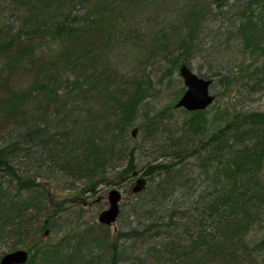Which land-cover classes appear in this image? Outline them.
Listing matches in <instances>:
<instances>
[{
	"label": "trees",
	"instance_id": "obj_1",
	"mask_svg": "<svg viewBox=\"0 0 264 264\" xmlns=\"http://www.w3.org/2000/svg\"><path fill=\"white\" fill-rule=\"evenodd\" d=\"M142 1L0 0V239L28 251L22 264H115L127 250L131 264H253L260 249L246 234L252 210L264 208L262 112L223 110L227 120L209 130L207 106L186 110L169 134L148 130L145 116L141 142L126 131L147 86L143 76L124 82L106 54L126 41L127 8ZM212 1L218 18L234 8L232 36L264 59V0ZM182 8L177 57L207 13L200 2ZM141 155L145 186L116 217L129 234L121 249L105 224L49 208L35 179L60 178L66 192L89 195L110 174L127 179ZM49 228L58 239L42 237Z\"/></svg>",
	"mask_w": 264,
	"mask_h": 264
},
{
	"label": "rangeland",
	"instance_id": "obj_2",
	"mask_svg": "<svg viewBox=\"0 0 264 264\" xmlns=\"http://www.w3.org/2000/svg\"><path fill=\"white\" fill-rule=\"evenodd\" d=\"M199 2L206 7L207 13L192 32V42L187 50L188 53L177 57L174 50L175 43L180 36L182 37V32L177 30L180 12L186 3L189 5V3ZM215 9L212 0H155V2L146 0V2H140L135 8H127L130 14L124 18V26L127 27L128 38L126 41L118 42L106 56L117 72L116 74L124 78V82L143 76L147 86V91L139 102L138 111L133 114V123L126 128L128 134L132 127L136 128L135 135L131 137H135L137 141L141 142L143 136V126L138 128L137 125L140 123L143 125L144 116L153 119L154 122L148 130L164 135L169 134L170 129L177 128L188 115L184 108L173 106L185 88L177 73L182 57H184L183 62L195 73L211 77L209 91L214 98L208 105L211 107H207L204 113V117L210 123L209 130L227 120V114L222 115L223 110L228 112V116H233L238 109L246 113L262 112L264 114V69L259 68L264 62L263 56L259 53L254 54L255 52L253 53L249 48L244 49L242 41L232 36L233 28L230 27L229 21L233 19L234 8L227 10L220 18L213 16ZM161 32L166 34L164 38L160 36ZM175 56L177 65L174 66L168 61L170 58L176 59ZM255 69L258 70L255 72ZM217 73L222 79L218 78ZM226 79L230 81L224 83ZM213 119L217 121L212 122ZM144 160L142 155L134 160L138 174V169ZM126 175H128L127 179L117 182V176L110 174L106 182L99 183L95 191L89 195L66 192L60 178L53 180L37 177L35 179L49 200V208L55 209L58 204L71 206L73 214L80 212V220L96 225L98 224L96 215L101 208L107 205L105 195L111 187L117 188L120 192L119 206L121 208L126 198L133 193L131 188L136 176H133L131 172ZM71 200L79 201L78 206L71 205ZM79 208L82 210H78ZM252 212L258 218L264 219L263 207L258 206ZM254 215L251 222L252 229L246 234L249 238L247 242L252 246L254 243H260L258 244L260 249L251 256L253 264H264V244L262 242L264 221L256 220ZM259 223L263 229L258 227ZM57 225V228H64L63 224L62 226L60 223ZM106 227L107 241L114 242L118 245V249L123 248L129 234L127 233L126 238L120 235V231L123 232V230L119 229L117 220ZM57 233L55 228H49L47 234H43L42 237L50 238L52 241L60 236ZM163 240L166 241V239ZM13 242V237L0 239V256L4 252L11 251L10 247L13 246ZM139 249L143 250V247ZM128 253L127 250L119 256L115 264L133 263V256ZM140 255L144 256L142 251Z\"/></svg>",
	"mask_w": 264,
	"mask_h": 264
},
{
	"label": "water",
	"instance_id": "obj_3",
	"mask_svg": "<svg viewBox=\"0 0 264 264\" xmlns=\"http://www.w3.org/2000/svg\"><path fill=\"white\" fill-rule=\"evenodd\" d=\"M177 73L180 75L185 88L180 94V97L173 103V106L181 107L188 111L205 109L214 98V95L209 91L211 80L204 76H199L186 63H181ZM135 129V127H132L129 130L131 136L135 135ZM131 174L136 176L131 191L136 192L142 190L145 186L144 176H139L136 170H132ZM105 197L107 205L100 209L96 215V220L100 224L111 225L116 220L120 209V192L117 188L111 187ZM28 256L27 250L15 248V250L4 252L0 256V264H22L26 262Z\"/></svg>",
	"mask_w": 264,
	"mask_h": 264
}]
</instances>
